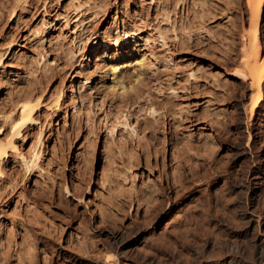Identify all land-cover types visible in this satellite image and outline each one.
<instances>
[{"label":"rangeland","instance_id":"rangeland-1","mask_svg":"<svg viewBox=\"0 0 264 264\" xmlns=\"http://www.w3.org/2000/svg\"><path fill=\"white\" fill-rule=\"evenodd\" d=\"M249 19L247 0H0V138L20 96L42 102L0 172V264H103L116 250L119 264H176L197 248L255 251L235 160L248 139L236 72ZM97 40L110 56L151 53V69L138 79L124 67L128 92L111 89ZM253 122L264 164V112Z\"/></svg>","mask_w":264,"mask_h":264},{"label":"bare ground","instance_id":"bare-ground-1","mask_svg":"<svg viewBox=\"0 0 264 264\" xmlns=\"http://www.w3.org/2000/svg\"><path fill=\"white\" fill-rule=\"evenodd\" d=\"M247 6L250 11V21L249 27L244 26L242 29L241 53L236 73L245 80V87L241 95V107L245 114L248 139L245 144L242 142L236 147L235 160H241L244 164L241 165L242 169L240 168V178L236 188L240 193L241 220L247 224L246 236L251 237L255 250L252 252L255 253L246 252V248L244 249L239 244L233 246L234 250L229 251V254L228 251H226L227 253L224 251L226 254L223 251L224 254L220 252L222 256L217 258L216 256L207 255L209 250L206 251L204 247L195 249L193 254H182L178 258L174 256L178 259L176 264H264V239L257 237L260 234L261 221L264 219V188L262 186L264 184V164L257 142L255 139L252 141V133H250V130L255 127L252 122L257 117L259 120L262 112H264V41L262 40L264 35L262 36V33H260L264 0H247ZM90 42L91 40H88L85 45ZM93 46L97 52L104 51L105 56H108L109 63L107 66H109L113 79V83L109 87L120 90L121 93L128 92L124 78L120 77L124 71L122 68L131 66L137 78L141 79L152 67L151 53L149 55L144 53L138 57L133 56L134 58L120 54L110 56L109 52L112 46L106 40H97ZM101 59H103L102 56L98 54L97 60L101 61ZM2 61L3 55L0 54V65ZM60 101L61 94L56 93L52 96L51 103L53 106L57 107ZM41 105L42 102L39 96L35 94L23 95L18 98L16 107L12 112L2 115L5 124L11 129V134L8 138H0V172L2 165L11 153L17 152L15 138L19 137L29 125L35 122ZM21 121H24V123L20 127H16ZM38 160L39 152H36L30 159H25V165L29 169L34 168L38 165ZM134 243L124 246V252L130 251ZM120 254L116 250L115 253L108 256L103 264H119L117 258Z\"/></svg>","mask_w":264,"mask_h":264},{"label":"snow or ice","instance_id":"snow-or-ice-1","mask_svg":"<svg viewBox=\"0 0 264 264\" xmlns=\"http://www.w3.org/2000/svg\"><path fill=\"white\" fill-rule=\"evenodd\" d=\"M24 123V121H21L20 124H18L16 127H20L22 124ZM3 129H0V132H3ZM13 131H15V129H13Z\"/></svg>","mask_w":264,"mask_h":264}]
</instances>
